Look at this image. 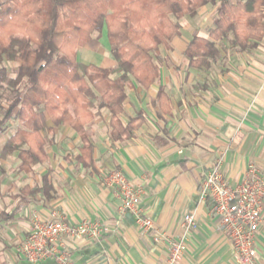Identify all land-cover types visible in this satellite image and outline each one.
I'll use <instances>...</instances> for the list:
<instances>
[{
	"label": "crops",
	"instance_id": "0c3cea01",
	"mask_svg": "<svg viewBox=\"0 0 264 264\" xmlns=\"http://www.w3.org/2000/svg\"><path fill=\"white\" fill-rule=\"evenodd\" d=\"M208 7L193 17L204 15V25L180 22L169 46L159 48L158 76L149 87L134 80L127 87L119 118L125 124L138 114L132 136L111 140L110 113L101 108L85 125L92 143L87 165L78 160L79 134L69 124L56 125L50 119L51 132L42 133L48 154L43 162L21 170L16 151L0 157V210L7 215L0 217V264H32L19 245L32 213L44 218L51 209L70 224L88 219L111 229L99 239L66 240L74 264H165L168 241L182 237L187 246L177 264H239L210 201L199 199V188L217 160L231 184L241 181L249 164L264 172V33L243 49L232 44L231 35L217 40L219 56L211 68L190 67L184 50L195 31L207 35L214 19V6ZM102 33L80 47L77 59L116 67V76L120 70L111 55H104L99 39L109 43L105 29ZM4 128L6 124L2 132ZM13 132L4 136L0 150ZM113 169L142 186L140 205L155 230L163 233L162 242L141 234L133 216L118 211L113 189L103 182ZM188 212L197 226L185 232L183 215ZM255 246L253 264H264V220ZM34 264L57 263L49 258Z\"/></svg>",
	"mask_w": 264,
	"mask_h": 264
},
{
	"label": "trees",
	"instance_id": "16d2710c",
	"mask_svg": "<svg viewBox=\"0 0 264 264\" xmlns=\"http://www.w3.org/2000/svg\"><path fill=\"white\" fill-rule=\"evenodd\" d=\"M214 6L207 35L192 34L184 55L193 68H211L219 56L216 41L228 35L243 49L264 33V0H3L0 1V133L9 118L19 121L3 142L0 157L17 152L19 168L47 158L53 124H69L81 139L79 162L91 161L92 143L85 125L101 108L110 113V139L132 136L138 114L123 123L119 114L127 87H149L158 76L161 45L169 46L180 20ZM120 73L77 59L101 25ZM5 61L15 62L12 69ZM161 93V91H159ZM0 217L7 215L0 210Z\"/></svg>",
	"mask_w": 264,
	"mask_h": 264
},
{
	"label": "built area",
	"instance_id": "2783aa9c",
	"mask_svg": "<svg viewBox=\"0 0 264 264\" xmlns=\"http://www.w3.org/2000/svg\"><path fill=\"white\" fill-rule=\"evenodd\" d=\"M220 160L209 167L200 182L199 199L209 200L211 210L218 218L220 228L229 239L239 264H253L256 258V236L264 220V172L249 164L241 181L229 183L219 167ZM103 182L113 189L118 199L120 213H129L134 218L141 234H152L156 243L164 240L163 233L155 230L152 219L140 205L144 189L133 184L120 169L104 174ZM196 219L192 212L183 215L185 232L195 230ZM111 229L104 223L84 219L70 224L57 209L41 217L33 212L29 231L19 245V252L29 263L53 259L57 264H74L65 249L66 240L99 239ZM168 256L165 264H177L186 250V240L168 241Z\"/></svg>",
	"mask_w": 264,
	"mask_h": 264
},
{
	"label": "rangeland",
	"instance_id": "374dc122",
	"mask_svg": "<svg viewBox=\"0 0 264 264\" xmlns=\"http://www.w3.org/2000/svg\"><path fill=\"white\" fill-rule=\"evenodd\" d=\"M208 5H209L208 8L210 9L211 5L210 4H208ZM196 21H197V23L202 24V25H204L207 22L206 20H204V15H199L198 18H196V19H193L192 17H189V16H185V17H183L180 20V22H182V23H186L187 22V23H189V24L191 23L193 25H194V23ZM104 29H105V25L102 24L100 30L99 31H95L92 34V37H93L94 34L96 35L97 33H98L97 35L100 37V34L101 35L103 34L102 31L104 32ZM105 36H106V33H105ZM99 40L101 41L100 44H101L102 50L104 51V55L110 56L111 55V46L109 44H106L104 37H102ZM161 46L163 47V45H161ZM79 49L80 48H78V50ZM80 53H81V50H79L77 52V56L78 57H79ZM4 65L7 68L12 69V68H14L16 66V63L15 62L5 61ZM115 74H116V67H114L113 70H112V75H115ZM4 107H6V102L4 100H0V116H2V112H3L2 108H4ZM4 124H6V128H4V131L0 133V144H1L4 136H6L7 134L13 132V130L19 125V121L14 119V118H9V119H7L4 122Z\"/></svg>",
	"mask_w": 264,
	"mask_h": 264
}]
</instances>
